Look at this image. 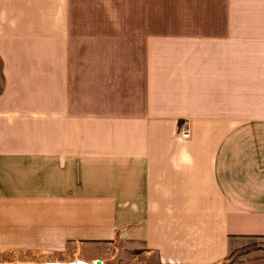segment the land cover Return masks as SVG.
I'll return each mask as SVG.
<instances>
[{"label": "crops", "instance_id": "0c3cea01", "mask_svg": "<svg viewBox=\"0 0 264 264\" xmlns=\"http://www.w3.org/2000/svg\"><path fill=\"white\" fill-rule=\"evenodd\" d=\"M4 234L264 264V0H0Z\"/></svg>", "mask_w": 264, "mask_h": 264}, {"label": "rangeland", "instance_id": "374dc122", "mask_svg": "<svg viewBox=\"0 0 264 264\" xmlns=\"http://www.w3.org/2000/svg\"><path fill=\"white\" fill-rule=\"evenodd\" d=\"M0 264H42L86 261L89 264H162L157 255L139 244L124 242H72L63 248L46 243L0 238Z\"/></svg>", "mask_w": 264, "mask_h": 264}, {"label": "water", "instance_id": "95a60500", "mask_svg": "<svg viewBox=\"0 0 264 264\" xmlns=\"http://www.w3.org/2000/svg\"><path fill=\"white\" fill-rule=\"evenodd\" d=\"M47 264H81V262H77V263H47Z\"/></svg>", "mask_w": 264, "mask_h": 264}, {"label": "built area", "instance_id": "2783aa9c", "mask_svg": "<svg viewBox=\"0 0 264 264\" xmlns=\"http://www.w3.org/2000/svg\"><path fill=\"white\" fill-rule=\"evenodd\" d=\"M182 134H183V136H188L189 132H188V130H185V131H182Z\"/></svg>", "mask_w": 264, "mask_h": 264}, {"label": "bare ground", "instance_id": "6f19581e", "mask_svg": "<svg viewBox=\"0 0 264 264\" xmlns=\"http://www.w3.org/2000/svg\"><path fill=\"white\" fill-rule=\"evenodd\" d=\"M81 262V261H80ZM42 264H47V263H42ZM81 264H87V263H85V262H81Z\"/></svg>", "mask_w": 264, "mask_h": 264}]
</instances>
